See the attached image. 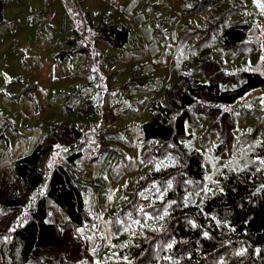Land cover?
<instances>
[{
  "label": "rangeland",
  "instance_id": "1",
  "mask_svg": "<svg viewBox=\"0 0 264 264\" xmlns=\"http://www.w3.org/2000/svg\"><path fill=\"white\" fill-rule=\"evenodd\" d=\"M206 1L0 0V176L43 144L57 125L81 132L78 147L59 145L43 167L48 172L82 153L75 169L91 183L84 196L95 222L83 230L94 254L85 264L108 260L141 233L147 222L134 223L125 214L118 228L112 217L131 201L127 193L139 181L174 164L168 158L143 162L158 143L143 140L142 125L153 118L151 105L167 103L181 89L183 76L208 84L206 60L222 63L230 75L264 76V15L257 1L241 0L237 6L233 0V11L210 39L209 55L200 42L220 12L218 3L204 6ZM240 20L253 35L246 45L224 51L221 34ZM111 25L130 30L125 47H113L100 34ZM231 107L238 109L235 135L240 136L256 124L258 115L250 112L264 109V86ZM198 121V128L187 125L191 137L183 144L203 154L209 176L225 162L212 155L218 137L208 119ZM39 192L30 194L26 210ZM8 211L0 207V217Z\"/></svg>",
  "mask_w": 264,
  "mask_h": 264
},
{
  "label": "trees",
  "instance_id": "2",
  "mask_svg": "<svg viewBox=\"0 0 264 264\" xmlns=\"http://www.w3.org/2000/svg\"><path fill=\"white\" fill-rule=\"evenodd\" d=\"M210 2L218 3L220 17L202 36L206 55L213 33L234 9L233 0ZM234 2L239 6L241 0ZM2 12L0 3V17ZM254 29L258 35L259 26ZM130 33L114 25L100 29L116 48L129 43ZM252 33L246 21L232 23L220 36L222 49L246 45ZM204 62V73L211 77L208 84L183 76L181 89L171 93L167 103L151 105L153 118L142 125L143 140L158 143L143 162L168 158L174 164L150 173L127 193L131 201L112 217L114 227H120L125 214L147 224L98 264H264V109L251 111L258 115L255 126L236 136L238 109L231 107L264 86V76L256 71L230 75L222 63ZM199 117L208 119L209 130L217 133L213 157L225 162L209 176L203 154L183 144L191 137L187 125L200 127ZM80 139L76 128L57 125L30 155L5 168L0 207L9 211L0 217V264L93 261L91 243L83 233L95 226L84 196L91 183L75 169L82 153L72 154L50 172L43 167L57 145L75 149ZM37 190L26 210L30 194Z\"/></svg>",
  "mask_w": 264,
  "mask_h": 264
},
{
  "label": "water",
  "instance_id": "3",
  "mask_svg": "<svg viewBox=\"0 0 264 264\" xmlns=\"http://www.w3.org/2000/svg\"><path fill=\"white\" fill-rule=\"evenodd\" d=\"M257 1V3H258V5L261 7V5L262 4H264V0H256ZM261 12H262V14L264 15V9H262V7H261Z\"/></svg>",
  "mask_w": 264,
  "mask_h": 264
},
{
  "label": "snow or ice",
  "instance_id": "4",
  "mask_svg": "<svg viewBox=\"0 0 264 264\" xmlns=\"http://www.w3.org/2000/svg\"><path fill=\"white\" fill-rule=\"evenodd\" d=\"M262 9H264V4L261 5ZM57 147H59V145H57ZM49 167H51V165H49ZM134 223H139L138 221H134ZM205 235H207V233H205ZM169 247H171V245H169Z\"/></svg>",
  "mask_w": 264,
  "mask_h": 264
}]
</instances>
